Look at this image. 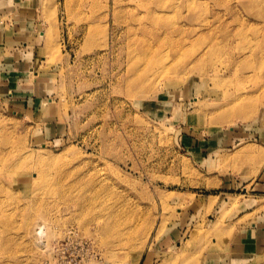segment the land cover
I'll return each mask as SVG.
<instances>
[{"label": "rangeland", "instance_id": "rangeland-1", "mask_svg": "<svg viewBox=\"0 0 264 264\" xmlns=\"http://www.w3.org/2000/svg\"><path fill=\"white\" fill-rule=\"evenodd\" d=\"M0 232V264H264V0H0Z\"/></svg>", "mask_w": 264, "mask_h": 264}, {"label": "bare ground", "instance_id": "bare-ground-1", "mask_svg": "<svg viewBox=\"0 0 264 264\" xmlns=\"http://www.w3.org/2000/svg\"><path fill=\"white\" fill-rule=\"evenodd\" d=\"M240 110H241V109H239L238 111H240ZM238 111H237V112H238ZM240 115H244V113H242V114H240ZM216 120H220V121L222 120V121H224L225 118L221 117V118H218V119H216ZM222 121H221V122H222ZM50 164H51V163H50ZM8 166H9V165H8ZM2 175H3V177L5 176L4 173H2ZM8 177H11V175L8 176ZM15 178H16L17 181H21V180L18 179V177L15 176ZM1 188H4V187H1ZM0 235L2 236L1 232H0ZM145 243H146V241H143V246H145ZM1 244H4L5 246L7 245L6 243L0 241V247H1ZM141 244H142V243H141ZM141 246H142V245H141ZM141 246H140V247H141ZM143 248H144V247H143ZM143 248H141V250L138 251L137 262H138L139 259H140V256H141V254H142V250H143Z\"/></svg>", "mask_w": 264, "mask_h": 264}]
</instances>
